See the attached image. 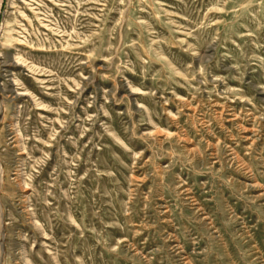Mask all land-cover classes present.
<instances>
[{"label": "rangeland", "instance_id": "obj_1", "mask_svg": "<svg viewBox=\"0 0 264 264\" xmlns=\"http://www.w3.org/2000/svg\"><path fill=\"white\" fill-rule=\"evenodd\" d=\"M0 264H264V0H4Z\"/></svg>", "mask_w": 264, "mask_h": 264}, {"label": "crops", "instance_id": "obj_2", "mask_svg": "<svg viewBox=\"0 0 264 264\" xmlns=\"http://www.w3.org/2000/svg\"><path fill=\"white\" fill-rule=\"evenodd\" d=\"M4 0H0V10Z\"/></svg>", "mask_w": 264, "mask_h": 264}, {"label": "bare ground", "instance_id": "obj_3", "mask_svg": "<svg viewBox=\"0 0 264 264\" xmlns=\"http://www.w3.org/2000/svg\"><path fill=\"white\" fill-rule=\"evenodd\" d=\"M20 94H24V95H25V94H27V92H26V91H23V92H21Z\"/></svg>", "mask_w": 264, "mask_h": 264}]
</instances>
